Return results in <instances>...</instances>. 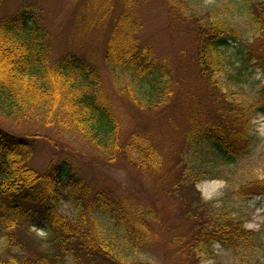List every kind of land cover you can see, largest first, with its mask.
Masks as SVG:
<instances>
[{
    "label": "trees",
    "instance_id": "16d2710c",
    "mask_svg": "<svg viewBox=\"0 0 264 264\" xmlns=\"http://www.w3.org/2000/svg\"><path fill=\"white\" fill-rule=\"evenodd\" d=\"M122 1L103 52L110 77L116 91L137 107L167 109L179 82L170 62L141 38L139 6L150 0ZM165 3L194 40L191 58L208 97L206 106L193 99L187 102L193 108L186 131L188 163H175V175H170V157L150 137L138 131L125 140L121 137L102 75L90 60L74 52L53 58L48 32L33 4L23 3L16 14L0 17V119L15 128L36 124L34 132L20 135L0 127V264H199L200 253L212 258L215 241L243 264H258L246 258L257 254L256 235L245 228L229 193L264 196V178H245L232 192L228 184L219 205L205 200L196 184L217 178L229 182L223 171L236 170L250 151L251 119L256 112L264 113V86L251 102L235 99L219 77L228 63L224 48L236 40L234 30L209 20L208 13L194 12L189 0ZM250 5L255 8L249 9L258 31L254 33L263 35L264 0ZM113 8L112 0L102 5L92 0L84 14H91L89 24L98 25ZM239 53L246 63L254 59L264 70L263 57L254 54L252 45L240 47ZM38 125L88 145L107 161L123 158L148 173L158 202L140 206L111 191L96 190L66 169L64 161L37 169L32 160L34 139L41 135ZM163 197L168 199L166 207ZM63 202L68 213L59 210ZM174 204L165 219L162 210ZM98 215L112 221L116 239L106 235ZM33 225L45 234L31 231ZM157 230L166 234L162 260L143 262L139 254L150 248ZM121 245L132 258L122 255Z\"/></svg>",
    "mask_w": 264,
    "mask_h": 264
},
{
    "label": "rangeland",
    "instance_id": "374dc122",
    "mask_svg": "<svg viewBox=\"0 0 264 264\" xmlns=\"http://www.w3.org/2000/svg\"><path fill=\"white\" fill-rule=\"evenodd\" d=\"M105 0H99L100 5ZM190 7L196 13H208L209 20L222 22L224 27L234 30L236 40H230L225 52L228 63L223 73L219 75L223 88H230L235 92L234 98L251 102L259 87L264 86V70L256 65V60L245 62L239 53V48L245 44L252 45L255 55H262L264 63V34H255V24L250 18V8L254 7L249 0H189ZM23 3H31L38 10L42 24L47 30L52 48L53 58H58L67 52H74L90 60L100 71L104 87L110 95L114 112L121 124V137L125 140L131 132H142L155 143L156 147L170 160V175L178 174L175 163H188L186 154V131L190 125V117L193 108L187 105L190 99L195 104H208V97L204 93V87L198 77L197 67L192 62L194 40L183 29L174 16H171L166 7L165 0H150L139 6L143 18L141 38L143 42L151 45L156 54L170 62L175 76L178 78L176 97L167 109H141L129 101L125 96L116 91L107 66L103 52L105 42L113 23V16L123 7L122 0H112L114 8L111 14H107L98 25L89 24L91 21L85 15L86 6L92 0H0V17L10 16L17 13ZM109 15V16H108ZM87 17V18H86ZM96 23V22H95ZM261 85V86H260ZM199 102V103H198ZM29 123H23L20 127H13L9 121L0 119V127L7 128L15 135L33 131ZM40 129V136L34 141V157L32 165L37 169L44 170L49 163L66 162L65 168L69 167L73 175L91 183L97 190L111 191L127 198L138 205L155 206L159 197L153 177L133 167L123 158L115 162L107 161L103 155L88 145L69 141L57 134L52 128ZM252 136L250 151L238 164L236 170L226 168L222 176H229V182L221 178L204 179L196 184L203 198L207 201H216L226 195L228 184L230 192L235 190L239 183L249 178H264V113L253 114L250 125ZM211 164L213 161H210ZM230 171V175H228ZM234 172V173H233ZM230 201L233 208L244 219L245 228L256 235L257 254L246 257L250 262L264 264V196L253 195L250 198L231 195ZM162 205L168 206V199L161 200ZM175 209L170 206L162 210L165 219ZM59 210L68 213L69 207L61 203ZM106 235L116 239L117 230L110 219L98 215ZM38 236H43L45 230L33 225L30 228ZM165 233L157 230V236L151 243L150 248L139 254V259L147 262L152 259H160L164 255ZM4 246L0 238V252ZM122 255L129 258L132 255L124 251L121 245ZM212 258L200 253L199 264H243L235 259L229 249L218 242L211 246ZM1 254V253H0ZM256 260V261H255ZM68 260L66 264L69 262Z\"/></svg>",
    "mask_w": 264,
    "mask_h": 264
}]
</instances>
